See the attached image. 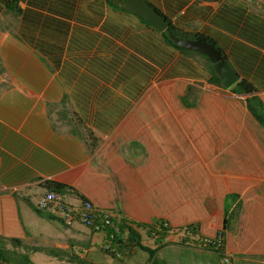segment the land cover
Listing matches in <instances>:
<instances>
[{
  "label": "crops",
  "instance_id": "0c3cea01",
  "mask_svg": "<svg viewBox=\"0 0 264 264\" xmlns=\"http://www.w3.org/2000/svg\"><path fill=\"white\" fill-rule=\"evenodd\" d=\"M146 1L210 38L264 103V0ZM151 27L106 0H0V240L28 262L223 264L200 242L222 233L230 264H264V128L249 96ZM47 183L124 219L153 258L127 243L115 257L105 234L37 210ZM158 221L172 229L159 243Z\"/></svg>",
  "mask_w": 264,
  "mask_h": 264
},
{
  "label": "built area",
  "instance_id": "2783aa9c",
  "mask_svg": "<svg viewBox=\"0 0 264 264\" xmlns=\"http://www.w3.org/2000/svg\"><path fill=\"white\" fill-rule=\"evenodd\" d=\"M35 207L39 211L48 213L67 227L81 225L93 233L105 234L106 244L103 246V250L115 257L122 256V245L124 243H119L117 236L121 235V240L125 242L130 225L117 220L112 211L101 209L90 200L78 199L54 191H46L41 195L37 199ZM162 224V227L156 224L148 227V231L154 240L161 237L164 229H170V232H172L167 221H163ZM200 242L205 248H211L212 251L221 256L224 264L230 263V257L225 254L223 234L220 233L214 239L200 238Z\"/></svg>",
  "mask_w": 264,
  "mask_h": 264
},
{
  "label": "trees",
  "instance_id": "16d2710c",
  "mask_svg": "<svg viewBox=\"0 0 264 264\" xmlns=\"http://www.w3.org/2000/svg\"><path fill=\"white\" fill-rule=\"evenodd\" d=\"M106 2L112 8H114L116 10H120V9L116 8L110 2V0H106ZM157 11L159 13H161L159 10H157ZM142 21L147 26L151 27L144 20H142ZM167 22L169 23V28L165 32L161 33V35L164 38V41L166 42V44H168L171 47H173V48H175V49H177L179 51H182L184 53H188V54L189 53H194V54H197V55L202 56L203 58H205L208 61V63L210 64V70H211V73H212L211 82H213L216 85L221 87L220 81L217 78V76L215 75V73L213 71V66L211 65L209 60L202 54H199V53H196V52H190V51L183 50V49H180V48L176 47L175 45H173V43L169 39L168 34L172 33L173 35H175L176 37H178L180 39L200 40L202 42L211 43V44H214V45H215V43L210 38H208V37H206L204 35L185 33L183 31L179 30L176 26H174L169 20H167ZM152 29H154V28H152ZM154 30L156 31V29H154ZM231 92L233 94H236V95H247V96H249L247 98V101H246L247 108L250 111V113L252 114V116L256 119V121L260 125H262V127L264 128V103L262 102V100L258 96L254 95L256 90L250 84H248L247 82L241 81L231 90ZM46 189H47V191H54V192H58V193H61V194H64V195L74 194L78 198L83 199L80 195H78L76 193V191L74 189H72L71 187H69L67 185H64V184L47 183L46 184ZM121 222L124 224L126 221L124 219H122ZM162 223H163V221H158L156 223V225L162 227V225H163ZM226 225H227V220H225L224 228H226ZM184 230H185L186 234H189L191 236H197L199 227L197 225H195V224H191V225H187L186 227H184ZM170 231H171L170 229H167V230L164 229L162 231V233H161V237L159 238V240H157V242L158 243L161 242V240H163L164 237L170 233ZM121 237H122L121 235L117 236V240H118L119 243H122V244L124 243L122 245V248L126 245V243H127V245H133V244L135 245V244H137L139 246V248H141V249H143L145 251H148V249L144 248L141 245V243L139 241V237L136 235V233L132 229H129V236H128V239L125 240V242H123V240H121ZM12 243L14 245H21L19 241H16V242L12 241ZM206 249L212 250L211 248H206ZM148 252L150 254V257L153 258L154 254H155V251L149 250ZM0 261L5 262V263L9 262L8 258L6 257V253H4L2 251H0ZM152 264H156V263L154 262Z\"/></svg>",
  "mask_w": 264,
  "mask_h": 264
},
{
  "label": "water",
  "instance_id": "95a60500",
  "mask_svg": "<svg viewBox=\"0 0 264 264\" xmlns=\"http://www.w3.org/2000/svg\"><path fill=\"white\" fill-rule=\"evenodd\" d=\"M110 2L121 11L137 15L159 33L169 28L167 19L146 0H110ZM168 37L176 47L204 55L213 66V71L224 89L231 90L239 83V75L214 44L200 40L180 39L172 33L168 34ZM0 263L6 264L2 261Z\"/></svg>",
  "mask_w": 264,
  "mask_h": 264
},
{
  "label": "rangeland",
  "instance_id": "374dc122",
  "mask_svg": "<svg viewBox=\"0 0 264 264\" xmlns=\"http://www.w3.org/2000/svg\"><path fill=\"white\" fill-rule=\"evenodd\" d=\"M77 130L84 131L85 135L89 138V140L93 141L92 134L90 135L89 132H86V129H82L81 127H79L77 128ZM0 251L6 253V257L8 259L13 260V262H7L6 264H17L18 262L21 261H25L26 264H32L28 262V258L20 256L21 254H16V250H14L13 246L9 245L7 242H4L3 240H0Z\"/></svg>",
  "mask_w": 264,
  "mask_h": 264
}]
</instances>
